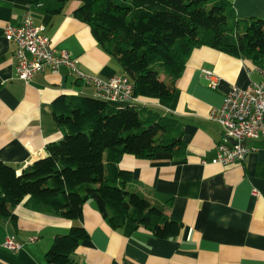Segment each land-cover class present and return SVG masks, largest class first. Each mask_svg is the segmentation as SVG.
Returning a JSON list of instances; mask_svg holds the SVG:
<instances>
[{"label": "crops", "instance_id": "obj_1", "mask_svg": "<svg viewBox=\"0 0 264 264\" xmlns=\"http://www.w3.org/2000/svg\"><path fill=\"white\" fill-rule=\"evenodd\" d=\"M228 1L238 18L264 20V0ZM78 6L69 1L61 13L52 15L31 0H0V162L16 174L44 158L46 144L63 137L53 119L52 101L62 95L93 97L94 87L65 67L37 73L27 85L18 80L15 46L3 36L6 25H19L27 13L34 25L44 26L55 51L77 60L78 72L103 81L124 75L98 47L89 28L73 16ZM204 70L217 78L214 89ZM260 80L257 67L248 60L202 47L189 55L170 102L136 98L138 106L178 119L186 154L182 160L164 152L150 160L125 155L119 167L132 173L127 184L132 190L172 200L164 210L181 225L178 236L160 240L132 222L111 228L97 195L84 204L82 218L74 222L19 205L14 210L15 228L0 218V264H46L44 256L53 238L66 234L71 225L82 226L88 234L72 254L75 264H264V139L245 142L250 149L245 162L212 165L223 132L209 120L210 111L221 106L233 87L246 89ZM11 235L21 245L17 252L3 247Z\"/></svg>", "mask_w": 264, "mask_h": 264}, {"label": "trees", "instance_id": "obj_2", "mask_svg": "<svg viewBox=\"0 0 264 264\" xmlns=\"http://www.w3.org/2000/svg\"><path fill=\"white\" fill-rule=\"evenodd\" d=\"M79 6L73 16L84 23L98 47L112 57L133 86V95L149 102H170L175 81L192 51L208 47L264 68V20L241 19L228 0H31L57 15L66 3ZM63 130L46 144V156L19 174L0 162V218L13 228L19 205L68 222L82 218L84 204L97 195L113 229L134 223L160 240L178 236L181 225L168 218L172 200L146 197L127 186L132 173L121 169L123 156L150 160L157 153L182 160L184 131L177 118L150 108H115L90 96H59L51 103ZM88 238L71 225L53 238L46 264H75L72 254Z\"/></svg>", "mask_w": 264, "mask_h": 264}, {"label": "built area", "instance_id": "obj_3", "mask_svg": "<svg viewBox=\"0 0 264 264\" xmlns=\"http://www.w3.org/2000/svg\"><path fill=\"white\" fill-rule=\"evenodd\" d=\"M3 36L6 42L15 46V77L24 84L27 85L37 73H56L65 67L86 85L94 87V98L109 105L144 108L138 106L133 95V86L126 76H115L103 81L78 72L77 60L65 51H55L45 34L44 26L34 25L27 13L19 25H6ZM257 70L261 75L259 82L251 83L246 89L233 87L224 96L221 106L210 111L209 120L218 123L223 132V138L215 149V156L210 160L212 165L228 166L245 162L250 153L245 142L264 139V68L257 67ZM203 73L209 82L208 86L214 89L217 78L210 71L204 70ZM3 247L11 252L21 249V245L12 235L6 237Z\"/></svg>", "mask_w": 264, "mask_h": 264}]
</instances>
